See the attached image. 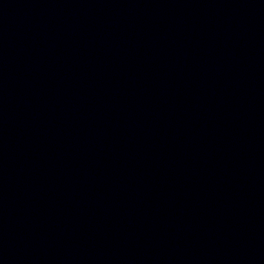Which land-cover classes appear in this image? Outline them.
Instances as JSON below:
<instances>
[{"label": "water", "instance_id": "water-1", "mask_svg": "<svg viewBox=\"0 0 264 264\" xmlns=\"http://www.w3.org/2000/svg\"><path fill=\"white\" fill-rule=\"evenodd\" d=\"M0 264H264V0H0Z\"/></svg>", "mask_w": 264, "mask_h": 264}]
</instances>
